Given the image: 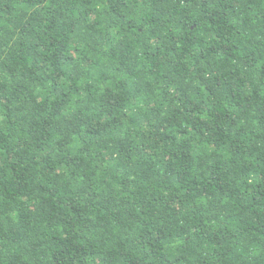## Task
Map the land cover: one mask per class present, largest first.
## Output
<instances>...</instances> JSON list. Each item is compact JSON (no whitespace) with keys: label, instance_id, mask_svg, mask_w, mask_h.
Wrapping results in <instances>:
<instances>
[{"label":"trees","instance_id":"obj_1","mask_svg":"<svg viewBox=\"0 0 264 264\" xmlns=\"http://www.w3.org/2000/svg\"><path fill=\"white\" fill-rule=\"evenodd\" d=\"M0 264H264V0H0Z\"/></svg>","mask_w":264,"mask_h":264}]
</instances>
